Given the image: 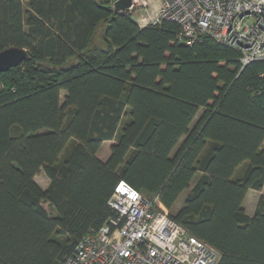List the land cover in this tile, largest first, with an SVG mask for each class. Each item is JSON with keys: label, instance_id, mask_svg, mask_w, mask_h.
Returning a JSON list of instances; mask_svg holds the SVG:
<instances>
[{"label": "trees", "instance_id": "trees-1", "mask_svg": "<svg viewBox=\"0 0 264 264\" xmlns=\"http://www.w3.org/2000/svg\"><path fill=\"white\" fill-rule=\"evenodd\" d=\"M114 1L0 0V51L28 52L0 72V264H63L114 215L121 179L218 264H264V193L252 216L243 206L264 186V60L242 66L211 38L188 46L177 23L141 27Z\"/></svg>", "mask_w": 264, "mask_h": 264}, {"label": "built area", "instance_id": "built-area-1", "mask_svg": "<svg viewBox=\"0 0 264 264\" xmlns=\"http://www.w3.org/2000/svg\"><path fill=\"white\" fill-rule=\"evenodd\" d=\"M152 1L132 0L139 26L175 21L189 46L210 37L241 52L244 63L264 59V0H156L151 11ZM108 203L114 216L90 228L63 264H218L220 251L172 218L158 198L120 180Z\"/></svg>", "mask_w": 264, "mask_h": 264}, {"label": "water", "instance_id": "water-1", "mask_svg": "<svg viewBox=\"0 0 264 264\" xmlns=\"http://www.w3.org/2000/svg\"><path fill=\"white\" fill-rule=\"evenodd\" d=\"M116 11L126 10L132 6V0H117L114 4ZM28 59V52L22 47H8L0 51V72L20 65Z\"/></svg>", "mask_w": 264, "mask_h": 264}, {"label": "crops", "instance_id": "crops-1", "mask_svg": "<svg viewBox=\"0 0 264 264\" xmlns=\"http://www.w3.org/2000/svg\"><path fill=\"white\" fill-rule=\"evenodd\" d=\"M185 139V137H183L180 142H179V145L180 143ZM115 140H106L102 143L101 147L99 148L98 150V156L99 158H101L102 160H107L108 157L110 156V153H111V146L113 144ZM178 145V146H179ZM177 146V147H178ZM263 147H264V144H263ZM176 150V149H175ZM248 166V163H243L241 164L240 166L237 167L236 171H235V177L236 178H239L243 175L244 171L246 170ZM264 193V186H263V189L262 191H258V190H255V189H250L245 197V200L243 202V206L246 210V213L249 215V216H252L255 209H256V206H257V203H258V199L260 197V195ZM256 194V195H255ZM250 195H253L254 196V201H252L249 205L247 204V199H248V196ZM186 197V196H185ZM185 200V199H184ZM176 204V203H175ZM177 211V210H176Z\"/></svg>", "mask_w": 264, "mask_h": 264}, {"label": "rangeland", "instance_id": "rangeland-1", "mask_svg": "<svg viewBox=\"0 0 264 264\" xmlns=\"http://www.w3.org/2000/svg\"><path fill=\"white\" fill-rule=\"evenodd\" d=\"M154 1V2H153ZM152 2H150L151 3V7H150V10L152 11V10H155L154 9V7H155V5H156V0H153ZM156 8V7H155ZM136 9H138V8H136V7H134L133 9H131V8H129L128 10L132 13V16L133 17H138V15H139V12H137L136 11ZM140 9V8H139ZM147 9H149V6L148 7H146V8H142L141 10H143L144 12L147 10ZM63 95H64V92H63ZM202 112V111H201ZM117 140V139H116ZM115 140V141H116ZM114 141V142H115ZM198 179V175H197V177L193 180V182H192V185L196 182V180ZM35 180H36V182L43 188V189H45V188H47L48 187V185H49V183H50V179H49V177L42 171V172H40L39 174H37L36 176H35ZM187 193H188V190H186V191H184L183 193H182V195L179 197V199L177 200V202H176V204L173 206V209H172V212L174 213V212H176V210H178L180 207H182V205H183V203H184V199H185V196L187 195ZM256 195V194H255ZM252 201H254V196L253 195H250V196H248V199H247V204L249 205ZM163 207V206H162ZM167 213H168V211L166 210V209H164Z\"/></svg>", "mask_w": 264, "mask_h": 264}, {"label": "bare ground", "instance_id": "bare-ground-1", "mask_svg": "<svg viewBox=\"0 0 264 264\" xmlns=\"http://www.w3.org/2000/svg\"><path fill=\"white\" fill-rule=\"evenodd\" d=\"M116 1H117V0L114 1V4H115ZM114 4H113V5H114ZM155 7H156V5H155ZM155 7H154V9H156ZM114 9H115V6H114ZM126 10H127V9H126ZM115 11H116V10H115ZM121 11H124V10H121ZM121 11H117V12H121ZM153 11H154V10H153ZM162 21H163V20H162ZM162 21H161V22H162ZM169 21H171V20H169ZM161 22H160V23H161ZM172 22H175V21H172ZM175 23H177V22H175ZM158 24H159V23H158ZM177 24H178V26H179V29H178V38H179V40H180L181 42H183V43L186 44V42H185L183 39H181L180 36H179V33H180V27H181V26H180L179 23H177ZM206 38H210V37H206ZM206 38H204V40H205ZM211 39H212V38H211ZM204 40H203V41H204ZM213 40H214V39H213ZM215 41H216V40H215ZM201 42H202V41H201ZM217 42H218V41H217ZM218 43H221V42H218ZM221 44H223V43H221ZM186 45H187V44H186ZM223 45H225V44H223ZM188 46H189V45H188ZM225 46H226V45H225ZM232 49H234V48H232ZM235 50H236V49H235ZM237 51H238V50H237ZM238 52H239V51H238ZM239 53H240V62L242 63V66H246L247 64H249V63H251V62H254V61L264 60V59H258V58H255V59H253V61H251V62H249V63H244L243 60H242V54H241V52H239ZM263 75H264V73H262V76H263ZM121 180H124V179H121ZM119 181H120V180H119ZM119 181H118V182H119ZM126 182H127V181H126ZM113 193H114V190H113V192H112L110 198L112 197ZM110 198H109V200H110ZM109 200H108V201H109ZM110 207H111V206H110ZM112 210H113V209H112ZM113 212H114V211H113ZM113 216H114V215H113ZM113 216H111V217H113ZM111 217H110V218H111ZM108 220H109V219H108ZM108 220H107V221H108ZM107 221H106V222H107ZM106 222H105V223H106ZM105 223H104V224H105ZM104 224H103V225H104ZM99 228H100V227H99ZM81 239H82V238H81ZM81 239L78 241L76 247L78 246V244H79V242L81 241ZM75 249H76V248H75Z\"/></svg>", "mask_w": 264, "mask_h": 264}, {"label": "snow or ice", "instance_id": "snow-or-ice-1", "mask_svg": "<svg viewBox=\"0 0 264 264\" xmlns=\"http://www.w3.org/2000/svg\"><path fill=\"white\" fill-rule=\"evenodd\" d=\"M118 190H121V191L124 190V186L121 185L120 188H119Z\"/></svg>", "mask_w": 264, "mask_h": 264}]
</instances>
